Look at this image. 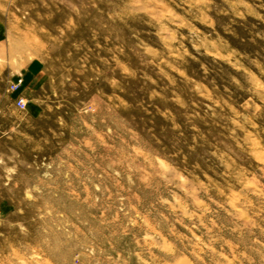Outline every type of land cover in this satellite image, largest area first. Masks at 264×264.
Instances as JSON below:
<instances>
[{"label":"rangeland","instance_id":"rangeland-1","mask_svg":"<svg viewBox=\"0 0 264 264\" xmlns=\"http://www.w3.org/2000/svg\"><path fill=\"white\" fill-rule=\"evenodd\" d=\"M0 264H264V0H0Z\"/></svg>","mask_w":264,"mask_h":264},{"label":"built area","instance_id":"built-area-1","mask_svg":"<svg viewBox=\"0 0 264 264\" xmlns=\"http://www.w3.org/2000/svg\"><path fill=\"white\" fill-rule=\"evenodd\" d=\"M23 85H24V80L22 79V77H19L16 81L11 83L9 92L11 93L18 92ZM16 103L20 109L26 108V100L24 98L19 97Z\"/></svg>","mask_w":264,"mask_h":264},{"label":"crops","instance_id":"crops-1","mask_svg":"<svg viewBox=\"0 0 264 264\" xmlns=\"http://www.w3.org/2000/svg\"><path fill=\"white\" fill-rule=\"evenodd\" d=\"M35 68H36L35 65L30 66V69H32L33 71H34ZM28 75H29V74H28ZM27 77H28V76H27ZM26 80H27V78H26ZM24 86H25V81H24V85H23V86L20 88V90H19L20 92L18 91V92L20 93L19 97H22V98H25L24 95L21 93V91H22V89L24 88Z\"/></svg>","mask_w":264,"mask_h":264}]
</instances>
